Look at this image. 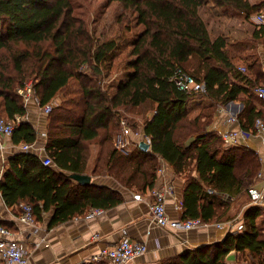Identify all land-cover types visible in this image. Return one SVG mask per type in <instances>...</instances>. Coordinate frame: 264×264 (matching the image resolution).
<instances>
[{
  "label": "trees",
  "instance_id": "obj_1",
  "mask_svg": "<svg viewBox=\"0 0 264 264\" xmlns=\"http://www.w3.org/2000/svg\"><path fill=\"white\" fill-rule=\"evenodd\" d=\"M108 1L124 4L143 26L131 50L128 70L113 91L103 82L107 74L103 63L116 40L94 39L86 23L73 13L71 0H0V114L14 123L13 143L30 144L37 139L36 129L26 119L24 100L17 93L26 79H33L41 108L58 94H67L46 114L44 146L52 163L43 164L29 150L7 157L0 179L4 205L29 203L36 221L51 213V227L88 208H109L122 201L119 191L80 184L70 174H108L122 186L141 192L154 186L163 159L185 178L180 218L213 223L231 218L223 216L235 201L240 207L246 199L248 203L241 211V230L186 248L161 264H229L227 255L232 250L247 252L251 264H264L262 208L251 204L248 194L261 168L258 154L227 143L210 128L218 106L241 100L240 126L245 132H255V120H264V111L258 107L264 106V100L253 93L264 82L263 68L249 62L242 71L228 54L226 37H211L200 14L203 6L211 4L224 13L248 16L264 9V0ZM252 37L264 44V24L256 25ZM177 68L204 81L206 93L179 89L173 80ZM73 81L76 95L69 98ZM146 103L152 105V113L142 129L150 138V150L136 145L130 151H119L112 143L120 127V111ZM193 106L199 109L190 116ZM92 146L97 153L88 167ZM225 194L234 201L224 199ZM0 223L13 228L9 222Z\"/></svg>",
  "mask_w": 264,
  "mask_h": 264
},
{
  "label": "crops",
  "instance_id": "obj_2",
  "mask_svg": "<svg viewBox=\"0 0 264 264\" xmlns=\"http://www.w3.org/2000/svg\"><path fill=\"white\" fill-rule=\"evenodd\" d=\"M262 70L264 72V68ZM249 74L253 75L252 72ZM58 98V96L55 97L53 101ZM38 106L34 97L28 100L26 119L37 131V139L31 151L43 158L46 156L44 146L46 136H43L42 133L46 134L48 120L43 109ZM258 107L264 111V106ZM243 109L244 104L240 100L218 106L210 128L220 134L229 130L239 131L242 128L238 116ZM232 117L233 120H231ZM21 144L13 143L11 135L4 137V155L8 157L19 151ZM236 145H243L256 151L261 163L260 172L264 175V147L259 135L255 132H247L244 136L240 135ZM92 149L88 167L92 166L97 153L96 147L92 146ZM160 167L162 172L157 174L154 186L161 188L165 184L172 185L173 193L166 195L165 208L171 219H177L181 216L182 211H179L175 204L181 199L185 178L175 174L173 168L163 159L160 160ZM89 176L91 184L107 186L119 191L122 201L109 208H99L100 211L92 216L88 215L90 209L88 208L82 214L51 227H48L51 213L45 214L43 220L37 221L34 228H26L18 233L19 240L29 253L28 264H106L103 258L98 257L100 250L124 236L141 240L147 246V251L135 258V264H161L165 259L177 255L186 248L222 239L226 233L222 229L216 228L213 223L233 221L235 228L242 229L241 211L248 203V199H246L247 203L241 207L238 205L239 202L235 201L236 205L233 204L230 213L223 216L225 218L229 214L231 217L229 219L217 220L202 228L175 231L162 229L151 221L149 209L152 200L151 188L138 192L133 188L122 186L108 174H90ZM256 183L257 188L262 186L260 179H257ZM19 207L20 204L4 205L0 197V221L11 223L13 229L17 230L18 228L14 227L11 218L18 212ZM37 243L39 244L36 245ZM251 260L247 252L240 254L232 250L227 255L229 264H251Z\"/></svg>",
  "mask_w": 264,
  "mask_h": 264
},
{
  "label": "built area",
  "instance_id": "obj_3",
  "mask_svg": "<svg viewBox=\"0 0 264 264\" xmlns=\"http://www.w3.org/2000/svg\"><path fill=\"white\" fill-rule=\"evenodd\" d=\"M251 20L256 24H264V9L255 12L251 16ZM241 70H244L241 68ZM173 80L176 86L186 92L197 93L203 95L206 93V86L204 81H198L190 73L186 72L181 68H177L174 71ZM17 93L22 96L24 103L28 102L30 98H35L37 103L38 100L35 96V91L33 88V83L31 80L26 81L23 86L17 88ZM253 93L264 100V85H256L253 88ZM53 103L50 102L43 106V112L45 114L49 113ZM233 120V117L231 118ZM120 133L119 137H123L124 143H115V147L119 150L126 151V144L131 143V145L136 146L140 140H143L150 144V138L146 135L143 129H138L133 132L131 128L125 123L122 118L119 121ZM14 128V123L0 116V179L7 166V157L4 155L3 139L6 136L12 135ZM254 131L259 135L261 144L264 147V120L257 118L253 125ZM247 132L240 129L239 131H223L221 132V137L224 141L229 144H237L238 137L240 135H246ZM43 136L46 134L42 133ZM121 135V136H120ZM135 139H138L135 142ZM34 143H22L20 150L31 151ZM129 150V149H128ZM127 150V151H128ZM42 162L45 165L51 164L52 161L47 156L42 158ZM162 172V168L158 167L157 174ZM257 179H260L262 186L257 188V183L248 189V194L250 197V203L253 205L261 206L262 213L264 215V175L259 171L257 173ZM211 192V190H209ZM173 193V187L171 184H165L163 187H152L150 189V195L152 200L149 205L151 221L162 229H169L175 231H188L191 229H197L209 226L210 223L205 222L201 218L193 219H171L166 212L165 208V198L166 195ZM224 199L233 201L234 197L228 195H222ZM179 211H182V203L178 200L175 204ZM100 211L99 208H90L89 216L94 215ZM14 227L18 228L14 230L13 228L7 227L0 223V263L2 264H28L29 253L24 247L22 242L19 240L18 233L22 232L26 228H34L36 225V219L33 214V208L29 203L20 204L19 210L11 218ZM213 225L222 229L225 233L240 229V227L235 228V223L233 221H224L213 223ZM23 226V227H22ZM37 243L36 245H38ZM147 251V246L145 242L136 239H130L129 237H122L118 241L107 245L102 248L98 254L99 258H103L106 264H135V258L144 254Z\"/></svg>",
  "mask_w": 264,
  "mask_h": 264
},
{
  "label": "rangeland",
  "instance_id": "obj_4",
  "mask_svg": "<svg viewBox=\"0 0 264 264\" xmlns=\"http://www.w3.org/2000/svg\"><path fill=\"white\" fill-rule=\"evenodd\" d=\"M71 2L73 13L77 19H81L86 23L94 39L104 41L114 38L116 40V46L103 63V66L107 69L106 78L103 79V82L105 85L110 84L109 86L112 87L110 91H113L114 84H117L124 72L128 70L127 62L133 57L131 50L143 26L137 23L136 15L131 9L126 8L124 4L118 1L71 0ZM200 14L208 26L211 37L219 34L226 37L228 54L232 60L242 66L241 68L244 69L249 62H256V65L264 68V44L261 40L252 37V32L256 27V24L251 20L253 13L248 16L238 13H224L221 9L207 4L200 9ZM28 80L34 83L31 78L25 81ZM76 84L73 81L68 89L69 98L75 97ZM258 84L264 85V82ZM57 96L59 97L58 100H55L56 102L52 101L53 106L61 103L67 94L62 92ZM198 109V107L193 106L189 115L193 116ZM120 112V119L125 120V123L135 132L138 129H142L144 120L151 115L152 105L146 103L125 111L121 110ZM44 115L47 119V115L45 113ZM0 116L4 117L2 114ZM180 131L178 136L182 138L183 134ZM119 133L120 129L114 135L112 143L114 147L115 143H124V139L121 135L119 137ZM137 140L135 139V142ZM126 146L129 151L134 148L131 143L126 144Z\"/></svg>",
  "mask_w": 264,
  "mask_h": 264
},
{
  "label": "water",
  "instance_id": "obj_5",
  "mask_svg": "<svg viewBox=\"0 0 264 264\" xmlns=\"http://www.w3.org/2000/svg\"><path fill=\"white\" fill-rule=\"evenodd\" d=\"M138 147L140 149H142L143 151H149L150 150V144L143 141V140H140L138 142ZM70 177L80 184H89L90 180H91V178L88 174L73 173V174H70Z\"/></svg>",
  "mask_w": 264,
  "mask_h": 264
}]
</instances>
